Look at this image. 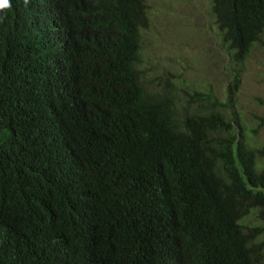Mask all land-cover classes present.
<instances>
[{
    "label": "trees",
    "instance_id": "16d2710c",
    "mask_svg": "<svg viewBox=\"0 0 264 264\" xmlns=\"http://www.w3.org/2000/svg\"><path fill=\"white\" fill-rule=\"evenodd\" d=\"M208 2L225 99L143 65L145 0L0 11V264H264V117L231 99L264 0Z\"/></svg>",
    "mask_w": 264,
    "mask_h": 264
},
{
    "label": "rangeland",
    "instance_id": "374dc122",
    "mask_svg": "<svg viewBox=\"0 0 264 264\" xmlns=\"http://www.w3.org/2000/svg\"><path fill=\"white\" fill-rule=\"evenodd\" d=\"M145 1L149 25L142 32L143 65L177 85L186 78L212 84L225 99L230 65L219 51L218 33L208 18V0ZM237 67L241 81L231 99L242 124L249 127L259 123L256 117H264V36ZM248 138L264 144V124Z\"/></svg>",
    "mask_w": 264,
    "mask_h": 264
},
{
    "label": "clouds",
    "instance_id": "9594fccd",
    "mask_svg": "<svg viewBox=\"0 0 264 264\" xmlns=\"http://www.w3.org/2000/svg\"><path fill=\"white\" fill-rule=\"evenodd\" d=\"M25 3H27V0H25ZM10 7H11L10 0H0V11H3Z\"/></svg>",
    "mask_w": 264,
    "mask_h": 264
},
{
    "label": "bare ground",
    "instance_id": "6f19581e",
    "mask_svg": "<svg viewBox=\"0 0 264 264\" xmlns=\"http://www.w3.org/2000/svg\"><path fill=\"white\" fill-rule=\"evenodd\" d=\"M116 85V84H115Z\"/></svg>",
    "mask_w": 264,
    "mask_h": 264
}]
</instances>
